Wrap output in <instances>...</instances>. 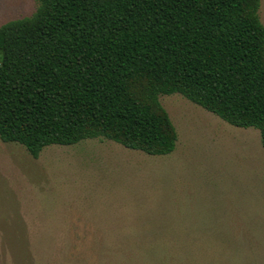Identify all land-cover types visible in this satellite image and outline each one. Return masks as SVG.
I'll list each match as a JSON object with an SVG mask.
<instances>
[{
    "label": "trees",
    "instance_id": "1",
    "mask_svg": "<svg viewBox=\"0 0 264 264\" xmlns=\"http://www.w3.org/2000/svg\"><path fill=\"white\" fill-rule=\"evenodd\" d=\"M0 26V140L36 159L105 139L170 154L159 95L180 94L264 150L260 0H37Z\"/></svg>",
    "mask_w": 264,
    "mask_h": 264
},
{
    "label": "rangeland",
    "instance_id": "2",
    "mask_svg": "<svg viewBox=\"0 0 264 264\" xmlns=\"http://www.w3.org/2000/svg\"><path fill=\"white\" fill-rule=\"evenodd\" d=\"M37 4L0 0V26ZM159 102L177 135L163 156L84 139L34 159L0 140V264H264L259 131Z\"/></svg>",
    "mask_w": 264,
    "mask_h": 264
}]
</instances>
